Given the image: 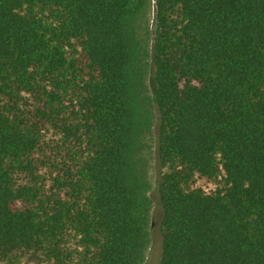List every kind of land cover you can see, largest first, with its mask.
Segmentation results:
<instances>
[{
    "label": "trees",
    "instance_id": "16d2710c",
    "mask_svg": "<svg viewBox=\"0 0 264 264\" xmlns=\"http://www.w3.org/2000/svg\"><path fill=\"white\" fill-rule=\"evenodd\" d=\"M155 156L159 264H264V0H0V264H144Z\"/></svg>",
    "mask_w": 264,
    "mask_h": 264
},
{
    "label": "rangeland",
    "instance_id": "374dc122",
    "mask_svg": "<svg viewBox=\"0 0 264 264\" xmlns=\"http://www.w3.org/2000/svg\"><path fill=\"white\" fill-rule=\"evenodd\" d=\"M150 84L153 88L154 81L152 78L150 79ZM165 171L166 168L161 167L158 158L155 156V158L151 162V167H150V179L152 183L150 195L153 199V206L151 210V244L146 253V260L144 264H159L162 257V250H163V233L161 227L162 208L160 207L158 201L159 200L158 184L162 173ZM199 184L201 183H197V185ZM213 186L216 185L213 184Z\"/></svg>",
    "mask_w": 264,
    "mask_h": 264
}]
</instances>
